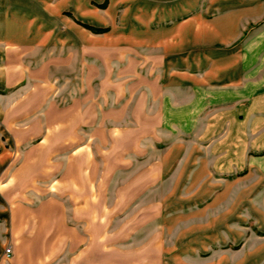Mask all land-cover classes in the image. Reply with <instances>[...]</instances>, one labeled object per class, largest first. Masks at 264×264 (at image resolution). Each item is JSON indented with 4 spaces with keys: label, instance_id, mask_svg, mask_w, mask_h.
I'll return each mask as SVG.
<instances>
[{
    "label": "crops",
    "instance_id": "0c3cea01",
    "mask_svg": "<svg viewBox=\"0 0 264 264\" xmlns=\"http://www.w3.org/2000/svg\"><path fill=\"white\" fill-rule=\"evenodd\" d=\"M83 24L107 30L96 33ZM0 46L152 52L157 58L143 74L153 102L147 115H162L170 130L183 133L159 161L167 178L185 180L166 193L170 201L180 192L187 201L181 206L190 207L208 178L252 172L264 178V0H12L4 8ZM61 120L58 127L67 128ZM15 141L0 133V264H119L110 258L118 260L123 250L110 252L109 235L93 234L86 216L92 202L76 203L73 192L69 203L60 194L38 201L28 187L6 185L30 177L24 166L9 172ZM253 184L242 192L251 196L245 197L249 220L253 211H264V201L258 206L252 196H264V185L254 190ZM236 194L229 197L228 218L238 210ZM165 204L164 232L148 236L159 237L158 264H264V237L255 239L248 228L239 244L230 240L221 251V219L210 223L186 211L179 218L177 203ZM260 221L264 234V212ZM132 255L129 264H140V254Z\"/></svg>",
    "mask_w": 264,
    "mask_h": 264
},
{
    "label": "rangeland",
    "instance_id": "374dc122",
    "mask_svg": "<svg viewBox=\"0 0 264 264\" xmlns=\"http://www.w3.org/2000/svg\"><path fill=\"white\" fill-rule=\"evenodd\" d=\"M8 1L12 2L0 0V28ZM153 57L157 55L147 51L101 53L53 46H0V133L16 140L9 172L24 166L30 175L24 183L11 179L6 185L28 187V196L38 201L60 194L69 203L68 195L73 192L76 203L92 202L86 216L93 221V234L109 235L110 252L123 250L119 259L110 258V263H132L133 258L127 256L139 253L140 264H158L159 237L148 236L164 232L163 221L170 214L165 211L166 202L177 203L174 211L179 218L186 211L210 223L221 219L220 244L216 243L221 251L228 250L230 240L239 244L248 228L254 236L259 235L255 239L264 237L258 232L264 211H253L250 220L245 215V197L250 201L251 196L242 193L243 187L250 181L254 190L264 185V178L255 177L254 172L231 180H202L204 189L201 199L190 206L193 211L187 210L188 205L181 206L180 202L187 201L180 192L172 201L166 196L185 180L167 178L159 161L183 133L170 130L172 125L164 123L162 115L151 117L155 125L147 115L153 102L146 93L150 82L143 74ZM61 118L67 128L58 127ZM52 141L58 144L55 152ZM38 157L41 162H36ZM234 189L238 210L228 218ZM34 192L40 195L33 196ZM252 196L254 204L262 206L264 196L256 192ZM231 231L236 234L234 239L227 238Z\"/></svg>",
    "mask_w": 264,
    "mask_h": 264
},
{
    "label": "trees",
    "instance_id": "16d2710c",
    "mask_svg": "<svg viewBox=\"0 0 264 264\" xmlns=\"http://www.w3.org/2000/svg\"><path fill=\"white\" fill-rule=\"evenodd\" d=\"M85 27L91 29L92 31L96 32V33H101V32H104L107 30V28H98V27H93V26H90V25H87V24H83Z\"/></svg>",
    "mask_w": 264,
    "mask_h": 264
},
{
    "label": "built area",
    "instance_id": "2783aa9c",
    "mask_svg": "<svg viewBox=\"0 0 264 264\" xmlns=\"http://www.w3.org/2000/svg\"><path fill=\"white\" fill-rule=\"evenodd\" d=\"M5 253L7 255H9L11 253V247L10 246L6 248Z\"/></svg>",
    "mask_w": 264,
    "mask_h": 264
}]
</instances>
